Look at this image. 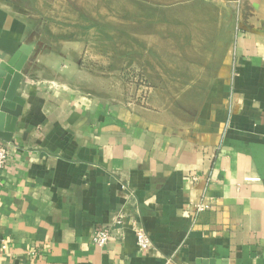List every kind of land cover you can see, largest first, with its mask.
Masks as SVG:
<instances>
[{
	"label": "crops",
	"instance_id": "crops-1",
	"mask_svg": "<svg viewBox=\"0 0 264 264\" xmlns=\"http://www.w3.org/2000/svg\"><path fill=\"white\" fill-rule=\"evenodd\" d=\"M212 1L230 31L175 63L154 32L99 52L97 22L51 35L0 0V62L35 45L0 132V264H264V0Z\"/></svg>",
	"mask_w": 264,
	"mask_h": 264
},
{
	"label": "rangeland",
	"instance_id": "rangeland-1",
	"mask_svg": "<svg viewBox=\"0 0 264 264\" xmlns=\"http://www.w3.org/2000/svg\"><path fill=\"white\" fill-rule=\"evenodd\" d=\"M76 5L85 8L98 22L104 24L107 19L113 27L114 40H118L116 52L123 51L121 42H126L128 35L139 31L154 32L161 37L159 49L169 57L171 62L179 61L178 52L185 58V53L195 52L209 45L212 51L218 36L230 31L226 22L227 16L212 0H75ZM29 3V0L27 1ZM33 11H27L38 18H48V25L64 24L78 17L77 10L66 0H32ZM78 6V7H79ZM23 7V6H22ZM24 8V7H23ZM42 15V17L40 16ZM139 19H155L154 22L144 20L139 26ZM45 22V21H44ZM54 27V26H53ZM43 29V26H39ZM105 27L97 30L98 50L110 51V44L104 40ZM86 32V33H84ZM83 34H88L82 30ZM85 36V35H83ZM150 39V38H148ZM208 43V44H207ZM157 47V48H158ZM114 52V51H113ZM119 58V57H118ZM169 67V66H167ZM177 66L173 67L176 72ZM185 77L188 71L180 67ZM128 79H138L135 73H129Z\"/></svg>",
	"mask_w": 264,
	"mask_h": 264
},
{
	"label": "water",
	"instance_id": "water-1",
	"mask_svg": "<svg viewBox=\"0 0 264 264\" xmlns=\"http://www.w3.org/2000/svg\"><path fill=\"white\" fill-rule=\"evenodd\" d=\"M34 44H22L9 60L0 62V132H13L24 99L17 93L22 69L34 50ZM10 136V135H8ZM197 264H227V261H201Z\"/></svg>",
	"mask_w": 264,
	"mask_h": 264
},
{
	"label": "built area",
	"instance_id": "built-area-1",
	"mask_svg": "<svg viewBox=\"0 0 264 264\" xmlns=\"http://www.w3.org/2000/svg\"><path fill=\"white\" fill-rule=\"evenodd\" d=\"M8 156V147L7 144L4 143L0 139V171L5 167L6 160ZM252 180L253 178H248ZM204 205H198V210H203ZM117 223H122L121 220H118ZM135 237H136V244L141 252H149L154 248L153 241L150 235L142 228V227H135ZM112 228L110 226H106L103 228L97 229L93 236L92 241L94 244L102 247L105 246L111 238Z\"/></svg>",
	"mask_w": 264,
	"mask_h": 264
},
{
	"label": "trees",
	"instance_id": "trees-1",
	"mask_svg": "<svg viewBox=\"0 0 264 264\" xmlns=\"http://www.w3.org/2000/svg\"><path fill=\"white\" fill-rule=\"evenodd\" d=\"M9 1H12V2H15L21 6H23L24 8L27 9V11H33L34 10V7L32 5V0H29V3L27 2L28 0H9ZM45 1V0H44ZM53 1H56V0H53ZM67 3L71 4L78 12V18L80 20V23H81V28L82 30L84 31H87L91 26L93 25H96L95 23L97 22V28L99 30H101L102 27H105V32H104V40L108 41V44H110V48L112 51H114L116 53L117 51V48L115 47L116 43L119 42L118 40H114V33H111L113 32V27L110 28L111 32L109 30H107L108 26H109V23H105L104 24H101V22H98L96 19V17H93L90 13H88L85 8L83 7H79L76 5V1L75 0H66ZM31 15L34 16L33 12L32 13H29ZM42 17V15H40ZM35 17V16H34ZM39 22H41L43 20L44 22V28L46 32H48L49 34H51V31L49 29V25H48V18H46L44 16V18H38L37 19ZM62 24V23H60ZM65 24V23H64ZM107 27V28H106ZM86 33V32H84ZM83 34V33H82ZM52 35V34H51ZM86 35V34H84ZM122 43V42H121ZM118 53V52H117ZM120 53V52H119Z\"/></svg>",
	"mask_w": 264,
	"mask_h": 264
}]
</instances>
